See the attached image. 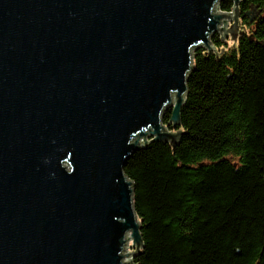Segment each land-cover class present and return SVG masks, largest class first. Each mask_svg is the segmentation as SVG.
Segmentation results:
<instances>
[{
    "label": "water",
    "instance_id": "95a60500",
    "mask_svg": "<svg viewBox=\"0 0 264 264\" xmlns=\"http://www.w3.org/2000/svg\"><path fill=\"white\" fill-rule=\"evenodd\" d=\"M219 1L0 0V264H135L123 164L176 141L192 50L243 33Z\"/></svg>",
    "mask_w": 264,
    "mask_h": 264
},
{
    "label": "trees",
    "instance_id": "16d2710c",
    "mask_svg": "<svg viewBox=\"0 0 264 264\" xmlns=\"http://www.w3.org/2000/svg\"><path fill=\"white\" fill-rule=\"evenodd\" d=\"M238 12L233 46L215 34L213 50H193L176 141L148 142L123 164L140 221L135 264H264V0Z\"/></svg>",
    "mask_w": 264,
    "mask_h": 264
},
{
    "label": "rangeland",
    "instance_id": "374dc122",
    "mask_svg": "<svg viewBox=\"0 0 264 264\" xmlns=\"http://www.w3.org/2000/svg\"><path fill=\"white\" fill-rule=\"evenodd\" d=\"M220 10V9H219ZM232 12V10H230L229 12H225V11H221L220 10V13H231ZM252 13V15H253V13H254V11H251ZM218 13V12H217ZM233 14L231 13V16H232ZM231 22V21H230ZM230 22H228V24H227V28L230 26ZM226 39L228 40L227 41V44H228V46H233V43H231V39H230V34L229 35H227V37H226ZM203 48V47H202ZM192 52H193V50H192ZM171 103L172 104H174L175 103V93H172V96H171ZM162 123H163V125H165V123L162 121ZM169 127L170 126H168V129H169ZM169 130H172L173 132H175V129H173V128H171V129H169ZM129 234L130 233H128L127 234V238L129 237ZM127 246H126V251H129V252H131V251H133V250H135L134 248H131V239H127V244H126ZM134 252V251H133ZM132 253V252H131Z\"/></svg>",
    "mask_w": 264,
    "mask_h": 264
},
{
    "label": "bare ground",
    "instance_id": "6f19581e",
    "mask_svg": "<svg viewBox=\"0 0 264 264\" xmlns=\"http://www.w3.org/2000/svg\"><path fill=\"white\" fill-rule=\"evenodd\" d=\"M218 4H219V2H217V4L215 5V12L218 10ZM172 96V95H171ZM168 111H170V115H171V109H167L165 112H164V114L166 113V112H168ZM164 114H163V116H164ZM163 116H162V121H163ZM165 127H166V129H168V124L166 123L165 125H164ZM152 138H150L149 140H151ZM149 140H147L146 142H145V144H147L148 142H149ZM141 144L139 145V148H141L143 145H145L144 143H142L143 142V139L141 138L140 139V141H139ZM128 239H131L130 237H128ZM127 246V245H126Z\"/></svg>",
    "mask_w": 264,
    "mask_h": 264
},
{
    "label": "built area",
    "instance_id": "2783aa9c",
    "mask_svg": "<svg viewBox=\"0 0 264 264\" xmlns=\"http://www.w3.org/2000/svg\"><path fill=\"white\" fill-rule=\"evenodd\" d=\"M216 12L220 13V10L218 9Z\"/></svg>",
    "mask_w": 264,
    "mask_h": 264
},
{
    "label": "flooded vegetation",
    "instance_id": "af4514ba",
    "mask_svg": "<svg viewBox=\"0 0 264 264\" xmlns=\"http://www.w3.org/2000/svg\"><path fill=\"white\" fill-rule=\"evenodd\" d=\"M171 127V125H169Z\"/></svg>",
    "mask_w": 264,
    "mask_h": 264
}]
</instances>
